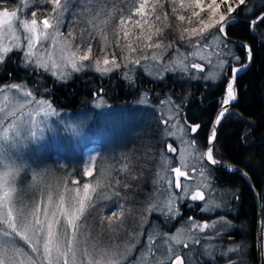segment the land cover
<instances>
[{
	"label": "snow or ice",
	"instance_id": "obj_1",
	"mask_svg": "<svg viewBox=\"0 0 264 264\" xmlns=\"http://www.w3.org/2000/svg\"><path fill=\"white\" fill-rule=\"evenodd\" d=\"M7 2L8 0H0V6ZM80 2L91 5L94 2H105V0H80ZM33 3L38 6L44 5V7L33 9L29 13L30 19L18 15ZM74 3L75 0H20L21 7L0 10V34L6 33L11 36L9 43L0 42V80L11 78L0 84V94L14 90L25 98L24 103L32 104L35 102L39 105V110L45 115L56 114V110L49 101L37 99L38 95L46 94L49 91L47 84L44 83L46 73H50L59 80L68 79V75L63 71L60 64L55 61L49 64L48 60L45 59V53H48V59H51L49 49L45 46L48 43L53 46L58 43L65 45L60 49L64 54L62 59L66 60L67 66H70L73 71L80 72L89 69L101 75L118 72L121 80L126 82L130 88L137 87L135 78L137 68L147 72L154 79L160 80L161 83L166 78L164 73L168 72L180 73V79L184 82L192 80L215 82L218 80L216 86L219 88V99L215 107V114L211 115L207 124L201 123L202 117L186 114L183 95L178 98L176 103H173L171 97L160 100V104L172 105L173 110L166 118L157 122L158 133L154 137L157 144L150 145L146 149V154L153 148H156L161 154L177 153L178 148L169 139L176 138L186 148H192L196 151L197 160L201 162L200 168L191 169L188 172L182 171L180 167L172 168L171 172L175 173V178L167 181L168 187L166 189H153V192L147 194L143 201L138 202V208L129 207L126 209L124 203H118L119 210H114L107 216L100 217L99 224L116 232L124 227L126 213L135 215L136 212H139L141 225H143L147 222V217L153 213L170 222L178 217L182 218L181 210L185 207L189 209L195 207L201 213L210 212L212 208L219 207L211 200L214 186L208 177L211 175V171L217 169V166L223 167L226 171H236V169L223 163L224 153L221 151L223 146L220 145L218 130L229 116H235L237 124H247L248 129L255 127L248 123L243 113L232 112V109L237 106L236 101L238 100L237 78L239 73L245 71L253 61L254 48L243 42L233 44L231 29L234 24L240 23L246 32H252L255 36L253 30L264 26V4L256 9L255 5L251 4V0H181L179 9L190 13L185 15L178 14L177 0H170L171 14L163 11L164 4L161 0H140L138 4H134L135 12L129 10L127 16H122L115 30L117 37L115 46L120 49L119 53L101 48L99 54H94L92 40L96 36L87 28L84 29L87 37H83L74 49L69 40L59 39L65 36L62 28H64L68 14H71L73 23L76 22L78 16L84 15V12L78 13L73 8ZM114 11L120 10L115 5L110 11L101 7L95 13V18L111 16ZM38 12L40 13L39 16L37 15ZM133 15L143 17V25L148 26V34L145 35L143 25L140 21H136L141 26V36L137 38L138 43L135 46L130 42H121V37L125 41L127 40L129 32L124 25L126 20L131 19ZM170 17L190 24L192 18L196 17V25L191 28L179 27L174 21L169 22ZM95 18L88 21L93 28H96ZM153 28L154 31H152ZM21 32L24 33L23 37L20 35ZM166 32L175 33V35L168 39ZM74 36L75 30L69 29L67 37ZM101 38L106 39V35ZM254 43L255 40H253ZM181 47L193 49V51L188 55H183L180 51ZM152 49L159 51L152 52ZM207 49H212V51L206 55H199V59L201 61L206 60L207 64L197 63L189 59V57H196L198 53L206 52ZM234 49H239L241 55L235 54ZM165 56L168 57L167 60H165ZM212 56L216 57L215 62L211 59ZM145 61L150 63H144ZM207 65H211L212 70L206 72ZM57 68H61V71L57 72L55 70ZM21 73L26 77L24 81H18ZM198 73L203 75H198ZM30 85L33 86L31 89ZM96 95H100V90H97ZM147 96L148 93L145 92L140 97V102H147ZM201 103H203V99ZM0 113H2L0 114V131H3L5 118H8V123H13L17 119V112H9L5 111V108H0ZM20 131L21 128L17 125L14 138L19 137ZM31 135L35 136V133H31ZM236 135L243 142L248 138L249 133L240 128ZM16 142L19 143V140ZM122 171H127V167L125 166ZM192 171H196L203 180L186 186L187 181L191 179L190 173ZM240 174L247 175L245 172ZM82 175H93L91 163ZM13 176L12 171L0 172V264H15V255L10 257L8 254V246L17 243L15 235H19L27 242L32 243L34 252H40L39 243L42 242L44 252L40 257L41 261L47 259L48 264H60L62 260L63 264H76L77 254H86L80 245L86 238L92 214L89 212L85 215V213L87 209L95 206L89 192L90 184H83L82 195L79 187L67 189L76 194L72 198L75 203L71 205L74 210L65 208L63 194H59L58 202H54L52 196L49 195L43 208H41L40 203L34 202L29 211L17 212L16 218L13 219L15 210L12 208L6 210L4 207L11 197L10 180ZM181 177L184 178L183 181H181ZM131 179L135 180L136 177L132 176ZM71 182L76 185L80 183L75 179ZM116 183L120 184L121 182L116 181ZM154 183H159V180L154 181ZM122 187L127 190L133 188V185L125 182ZM131 194L134 195L135 193ZM115 195L119 197L120 192L117 191ZM49 206H51L52 211L49 210ZM201 219L204 218L201 217ZM188 222L190 223L189 233H205L201 237L188 235L192 245H199L203 251L197 252L195 247L190 246L187 241L178 238L177 235L168 236L167 233H164L166 239L163 244L168 245L172 241L181 247L169 245L164 250L162 245H157L156 249H160L163 258H156L153 264H211L215 259L213 249L216 245L201 244V240H217L223 233V229L217 228V224L222 223L230 226V222L225 220L223 216L219 220L203 224L190 216ZM4 224L8 226V229H11V232L2 227ZM29 230L33 236L39 238L36 243H33L31 237L26 235ZM262 232H264V228H262ZM9 235H13L12 240L6 239ZM136 242V238L133 237L128 246L129 250L135 247ZM154 244L155 235L149 234L146 243L147 252L156 257ZM241 248L243 245H235L230 247L227 252H217L216 254L227 256L228 252H235ZM184 249H187L188 252H183ZM53 250H55V256L52 254ZM204 257H208L207 262L203 259ZM143 264H147V260H144ZM228 264H234V262L229 260Z\"/></svg>",
	"mask_w": 264,
	"mask_h": 264
},
{
	"label": "rangeland",
	"instance_id": "obj_2",
	"mask_svg": "<svg viewBox=\"0 0 264 264\" xmlns=\"http://www.w3.org/2000/svg\"><path fill=\"white\" fill-rule=\"evenodd\" d=\"M111 1L112 0H105V2L99 3L100 5L95 2L91 5H85L81 4L80 0H75L73 8L76 9L78 13L84 12V15L78 16L76 22L73 23L71 14H68L64 28H62L65 36L59 39L69 40L71 42V47L74 49L75 46L81 42L83 37H87V33L84 32V29L87 28L94 32L96 36V38L92 40L93 47L99 45V42L103 41L101 33L107 28L109 29V16L95 18V13L99 11L101 7H104L106 11H109L106 7ZM180 2L181 0H178L176 4L178 8ZM39 6L44 7V5ZM26 9H24L23 16L30 19L31 17L27 14ZM179 14L189 15L190 13L180 10ZM37 15L39 16L40 13H37ZM94 18L96 28H93V26L88 23L89 20ZM196 20L197 18L193 17L192 23L190 24L187 22H181L177 19L176 23L179 27L191 28L196 25ZM137 27L139 28L141 26L137 24ZM69 29L75 30L74 37H67V31ZM133 30L134 29L132 28L128 32L134 36ZM20 35L23 37L24 33L21 32ZM135 36H137V34H135ZM127 40H129L128 37ZM10 41L11 36H8L6 33L0 34V42L9 43ZM45 46L49 49L51 54V59L49 60L48 53H45V59L48 60L49 64L53 61L60 64L63 67V71L68 75L67 80H59L50 73L45 74V77L52 79L58 86L67 84L72 80L73 76H80L86 73H91L103 79L118 73L112 72L107 75H101L100 73L89 69L80 72L73 71L70 66H67L66 60L62 59L64 54L60 49L65 45L58 43L56 46H53L48 43ZM151 51L157 52L159 50L152 49ZM180 51L183 55H188L193 49L181 47ZM211 51L212 49H207L206 52L198 53L196 57H189V59L194 60V62L197 63L207 64L206 60L201 61L199 59V55H206ZM93 53L99 54V51L97 53L93 51ZM167 59L168 57L165 56V60ZM211 59L215 62L216 57L212 56ZM144 63L150 62L145 61ZM225 67H227V65H225ZM55 70L59 72L61 71V68ZM210 70H212V66L207 65L205 71L207 72ZM121 71H123V69H121ZM164 75L165 77L168 75L175 76L182 81L180 79L181 74L178 72H168L164 73ZM198 75L203 74L198 73ZM141 77H145L151 81H160L154 79L147 72L137 68V72L135 73L137 87L139 85L138 79ZM24 80L25 79L21 81ZM194 82H197V80L188 81V84ZM200 82L203 84V88L209 87L207 86L209 84L212 85L210 88H214L219 81L217 80L213 82L200 80ZM124 83L126 84V82ZM137 87L130 89L135 91ZM31 88L32 87L30 86V89ZM145 92L147 91H140L130 104L117 106L114 105V102L110 97L96 95V97L93 98L94 100L87 104L88 109H83L76 112V114L62 111L52 105L56 110L55 115H45L39 110L40 106L35 102L32 104L24 103L25 98L14 90L12 92L6 91L5 94H0V108H5V111L9 112H17V119L13 123H8V118H5V127L3 131H0V137H2L0 138V172L12 171L14 173V176L10 180L12 189L11 197L4 206L6 210L9 208L15 210L13 219L16 218L17 212L29 211L34 202L40 203L41 208H43L44 203L47 201V196L49 195L52 196L54 202H58L59 194H63L65 197V208L74 210L71 205H74L75 203L72 198L75 197L76 194L67 189H75L79 187L82 195L83 184H90L89 192L95 206L94 208H90V210L87 209L88 211L85 213V215L89 212L92 214L90 225L87 228L86 238L83 239V242L80 245L81 249L86 254L82 255L78 253L76 264H143L144 260H147V264H153L156 258H163L161 257L160 249H156L157 245H162L164 250H166L169 245L172 247H181V245H176L172 241H170L168 245L163 244V241L166 239L163 235L164 233H167L168 236L177 235L178 238L187 241L192 247H195V245H192L191 240L188 239V235L198 237V234H204L198 232L189 233L188 229L190 223L188 222V218L185 219L184 225L176 227L174 224L165 221L161 216L169 229V231L166 232L156 223V220L152 218V216H160L155 213L148 216L147 222L141 225L140 213L136 212L138 215L137 230L132 232L131 235L130 232H113L99 224L100 217L107 216L114 210L118 211L115 191L112 190L109 184L107 185L108 189L105 188L106 186L103 184L107 179L109 165L113 160V158L110 160V157L121 151L123 146L127 143L128 138L140 130L143 123L145 124L150 117H155L161 120L162 118H166L173 110L172 105L159 103L160 100H164L168 98V96H164L155 102L147 92V102L141 103L140 97H142ZM96 93L97 92H95V94ZM48 94H50L49 91L46 94L38 95L37 99H46L52 104L49 100ZM156 96L157 94L154 95L155 98ZM184 99L187 100V97H184ZM172 100L173 103L178 102V99L175 100L172 98ZM17 125L21 128V131L19 137L14 138ZM31 133H35V136H32ZM169 139L174 143V146L178 148V152L164 153L162 155L154 179V181L159 180V183H154L153 181V189L160 188L163 190L168 187L167 181L174 178L173 172H171L172 168L180 167L181 170L185 172H188L191 169L200 168L199 165L201 162L197 160V154L194 149L186 148L176 138ZM16 140H19V143H17ZM98 161H100L98 176L91 181L96 173L95 168ZM90 163L93 166V175H82L83 171ZM190 175L191 180L187 181L186 186L203 180L202 177L198 176L196 171H192ZM113 176L114 173L111 172L109 180L112 179ZM73 179L80 181V183L78 185L73 184L71 182ZM208 179L212 184L209 177ZM233 195V192L214 187V190L211 193V200L219 205V207H214L210 212L204 213H214L217 211L228 212V204ZM161 199H163V197H161ZM188 209L189 208H187V210ZM49 210L52 211L51 206H49ZM93 218L96 219L97 225ZM2 227L8 232H11V229H8L6 224ZM217 228H222L224 233L232 231L233 229L231 224L229 226L228 224L222 223H218ZM178 230H180L179 233ZM133 233H135V235ZM149 234L155 235V244L153 245V248L156 249V257H153L147 252L146 243ZM263 234L264 232L262 233L260 244L262 264H264ZM26 235L31 237L33 243H36L39 239L38 237L33 236L30 230L26 232ZM133 237L136 238L137 242L135 247L129 250L128 246L131 244ZM6 239L12 240L13 235L7 236ZM15 240L17 243L8 246L9 256L11 257L15 255V264H37L38 261L39 264H48L47 259L40 260V257L44 252L42 242L39 243L40 252H34L32 250L33 244L27 242L21 236L15 235ZM201 244L205 243L201 242ZM196 246L199 248V252L203 251L199 245ZM13 250L17 251L14 252ZM183 252H188V250L184 249ZM52 254L55 256V250H53ZM204 258L208 260V257ZM60 264H63L62 260Z\"/></svg>",
	"mask_w": 264,
	"mask_h": 264
},
{
	"label": "trees",
	"instance_id": "obj_3",
	"mask_svg": "<svg viewBox=\"0 0 264 264\" xmlns=\"http://www.w3.org/2000/svg\"><path fill=\"white\" fill-rule=\"evenodd\" d=\"M139 2L140 0H112L111 3L108 4L106 8L109 11L113 8V5L120 11H114L111 16H109L108 27L110 30L107 28L101 33L102 36L106 35V39H103V41L99 42V45L93 47L95 53L98 51L100 53L101 48H107L110 52L119 53L120 49L115 46V41L117 39L115 30L119 25L120 18L122 16H127L129 10L134 13V4H138ZM161 2L164 4L163 11L171 14L172 5L169 3L170 0H161ZM251 4L255 5L256 9H259L261 5L264 4V0H251ZM21 6L20 0H8L6 4L0 6V10L3 8L13 9ZM36 7L40 6L34 3L31 4L26 9L27 14ZM177 9L179 14L180 9L178 7ZM19 15H24V11L19 13ZM136 21H140L141 24H143V17L133 15L131 19L126 20L127 23L125 22L124 27L127 31L133 28L134 36L133 34H129V40L126 41L121 37L122 43L130 42L133 43L134 46L138 43L137 38L141 36V27H137ZM173 21L176 23L177 19H175V17H170L169 22L171 23ZM143 27L145 29V35H147L148 26L143 25ZM152 31H154V28ZM231 31L232 42H243L254 48L253 61L237 78L238 100L236 101L237 106L232 109V112L243 113L248 123L253 124L255 127L254 129H248L247 124H237V118L235 116H229L218 130V135L220 145L223 146L221 149L224 153L223 162L245 172L250 179L251 186L245 178L238 173L228 172L223 169L213 170L209 176L213 186L217 189H224L234 193L228 204V212L217 211L214 213H207V215L200 213L196 215L194 211L182 208V218L179 217L169 223L175 226H182L185 224V219L190 216L195 220H206L207 222H211L223 216L232 225L239 227L241 231L245 233L251 232L254 236L257 223V199L255 195L258 197L261 223L264 228V26L253 30L255 36H253L252 32H246L243 25L240 23L234 24ZM135 34H137V36H135ZM174 35L175 33L166 32V37L168 39L173 38ZM253 40H255L254 44ZM234 51L235 54L241 55L239 49H234ZM10 79L11 78L8 77L4 80H0V84ZM23 79H26V77L21 73L18 77V81ZM120 79L119 73L104 79L91 73H86L80 76H73L70 82L61 86L56 85L54 81L48 77H45L44 83L47 84L49 89L50 94H48V97L52 105L62 111L73 114L83 109H88L87 104L94 100L93 98L96 97L95 92H97V90H100V95L110 97L115 106L130 104L140 91H147L151 99L155 100V102L164 96L177 100L179 96L183 95L187 97V100L184 99L186 114L189 116L202 117V124H207L211 115L215 114V107L219 99V88L216 85L214 88H203V84L200 81L188 84V82H184L183 80L180 81L178 77L168 75L163 83L141 77L138 79L139 85L137 89L133 91ZM30 86L33 87L32 85ZM155 94H157L156 98L154 97ZM202 99L203 103H201ZM158 121V118L150 117L145 124L143 123L140 130L128 138L122 150L110 157V160L113 158L111 162L112 165H109L107 179L103 184H105V188L107 189V185L109 184L115 193L117 191L120 192L119 197L115 195L117 205L122 202L126 209L129 207L138 208V202L143 201L145 196L153 190V181L156 171L159 168V160L163 154L159 153L156 148H153L152 151L146 154V149L150 145L157 144V140L154 137H156L158 133ZM240 128H243L249 133L248 138L243 142H241L236 135ZM100 161L96 163V173L91 181L98 176ZM125 166L127 167V171H122ZM111 172L114 173V176L109 180ZM132 176H135L136 179H131ZM116 181H120L121 183L117 184ZM125 182L132 184L133 188L125 190L122 187V184ZM133 192L135 193L134 195L131 194ZM201 217L204 219H201ZM137 218V214L130 215L126 213L124 229L121 228L118 231L125 233L130 232L131 235L132 232L137 230ZM152 218L156 220V223L160 225L163 230L169 231L166 226L167 224L163 221L161 216H152ZM93 220L97 225L96 219L93 218ZM133 234L135 235V233Z\"/></svg>",
	"mask_w": 264,
	"mask_h": 264
},
{
	"label": "flooded vegetation",
	"instance_id": "obj_4",
	"mask_svg": "<svg viewBox=\"0 0 264 264\" xmlns=\"http://www.w3.org/2000/svg\"><path fill=\"white\" fill-rule=\"evenodd\" d=\"M190 210L194 211L196 215H198V213L207 215V213L199 212L197 208H191ZM205 222L207 221L206 220L199 221V223H205ZM231 226L233 228L232 231H229L227 233L223 232L221 237L217 238V240H213V241L201 240V242H204L205 244L211 243L216 245V247L213 249V254L215 255V259L211 262V264H228L229 260H232L234 264H257V255L255 249V233L253 236L251 232L245 233L241 231L239 227H236L235 225L232 224ZM203 235H205V233L200 235L198 234V237H201ZM235 245H243V248L235 252H228L227 256H221L216 254L217 252H227V250L230 247H233ZM195 249L197 252H199V248H197L196 245H195ZM203 259L206 262L208 261L206 258Z\"/></svg>",
	"mask_w": 264,
	"mask_h": 264
},
{
	"label": "water",
	"instance_id": "obj_5",
	"mask_svg": "<svg viewBox=\"0 0 264 264\" xmlns=\"http://www.w3.org/2000/svg\"><path fill=\"white\" fill-rule=\"evenodd\" d=\"M234 44L240 43L237 41H233ZM224 163V162H223ZM228 164V163H225ZM230 165V164H229ZM232 168L236 169V171H229V172H235L240 174L243 172L241 169H238L234 166L231 165ZM217 169H224L223 167L217 166ZM225 170V169H224ZM241 175V174H240ZM173 176L175 178V173L173 172ZM245 180L248 182V184L251 186L250 179L248 176H243L241 175ZM184 179L183 177H181ZM257 199V224H256V230H255V249H256V255H257V264H261V250H260V244H261V232H262V225H261V216H260V207H259V202H258V197L255 195Z\"/></svg>",
	"mask_w": 264,
	"mask_h": 264
},
{
	"label": "bare ground",
	"instance_id": "obj_6",
	"mask_svg": "<svg viewBox=\"0 0 264 264\" xmlns=\"http://www.w3.org/2000/svg\"><path fill=\"white\" fill-rule=\"evenodd\" d=\"M264 235V234H263ZM263 238H264V236H263Z\"/></svg>",
	"mask_w": 264,
	"mask_h": 264
}]
</instances>
